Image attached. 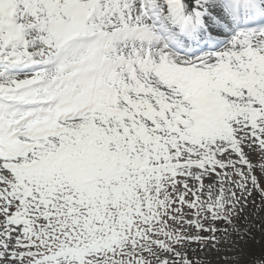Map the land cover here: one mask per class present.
I'll return each instance as SVG.
<instances>
[{
    "label": "snow or ice",
    "instance_id": "snow-or-ice-1",
    "mask_svg": "<svg viewBox=\"0 0 264 264\" xmlns=\"http://www.w3.org/2000/svg\"><path fill=\"white\" fill-rule=\"evenodd\" d=\"M0 264H264V0H0Z\"/></svg>",
    "mask_w": 264,
    "mask_h": 264
}]
</instances>
